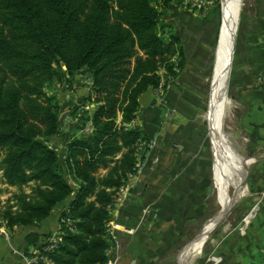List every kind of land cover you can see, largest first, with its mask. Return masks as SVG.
Masks as SVG:
<instances>
[{
  "label": "trees",
  "instance_id": "obj_1",
  "mask_svg": "<svg viewBox=\"0 0 264 264\" xmlns=\"http://www.w3.org/2000/svg\"><path fill=\"white\" fill-rule=\"evenodd\" d=\"M173 1L183 0H0V186L16 188L0 199V221L10 231L39 225L73 195L59 218L62 240L45 254L52 264L108 261L111 211L152 138L127 126L139 98L185 65L179 40L161 23ZM83 69L94 107L80 121L89 131L58 151L51 141L60 101L46 87L71 88ZM43 237L26 241L36 247Z\"/></svg>",
  "mask_w": 264,
  "mask_h": 264
},
{
  "label": "crops",
  "instance_id": "obj_2",
  "mask_svg": "<svg viewBox=\"0 0 264 264\" xmlns=\"http://www.w3.org/2000/svg\"><path fill=\"white\" fill-rule=\"evenodd\" d=\"M182 7V4L172 2L161 20L171 28L185 55L182 71L166 90L165 100L169 106L177 98L180 100L187 88L196 91L198 84L208 76L212 64L211 45L216 19L213 20L211 11L202 17ZM262 28L259 29L260 35H264ZM169 30L165 28L164 36ZM253 51L259 52L258 58L261 57L257 45ZM244 73L246 77L250 71L244 69ZM85 78L90 86L85 69L73 77L72 86L76 93L75 96H66L64 106L74 104L77 96H80L78 103L85 101L88 94H82L89 90V87L82 88ZM85 109L89 110V107L85 106ZM143 110L138 111L135 125L149 137L157 134V145L147 152L144 169L129 180L111 211L110 224L116 244L107 255L116 264H163L174 249L186 245L188 239L197 234L198 224L205 219L211 206L207 189L209 163L200 155L202 147L188 153L182 148V141L178 144L172 142L176 135L175 127L165 126L162 112L157 116L160 120L154 121L157 109ZM51 144H56V138ZM254 187L255 183L252 189ZM72 196L59 204L39 225L8 230V240L0 232V264H25L24 257L33 249L27 244V235L46 236L57 232L60 214L66 210ZM251 196L255 197L254 205L242 207L232 220L233 226L228 223L226 230L232 228L225 230L220 245L213 251V258L209 257L204 264H264V189H255ZM188 251L180 252L179 264H184L180 258Z\"/></svg>",
  "mask_w": 264,
  "mask_h": 264
},
{
  "label": "rangeland",
  "instance_id": "obj_3",
  "mask_svg": "<svg viewBox=\"0 0 264 264\" xmlns=\"http://www.w3.org/2000/svg\"><path fill=\"white\" fill-rule=\"evenodd\" d=\"M221 1L222 0H183L179 3L183 5V9L191 11L198 16L200 15L203 17L211 11L213 20L216 19L211 45V69L208 71V76L204 82L198 84L196 91L187 88V90H185L186 94L182 95L183 97H181L180 100L177 98V100H175L170 106L165 100L166 88L168 87V84L177 80L178 76L170 79L168 84H163L164 82H161L163 85H166L165 90L162 87L159 95L152 93L151 104L146 107L152 110L157 109L155 110V119L152 118L154 121L157 120V116L162 112L165 119V126H168L169 128L174 125V129L176 130H174V132H176V135L172 142L178 144L182 141L181 146L188 151V153L191 151H197L200 146L202 147L200 155L208 160L209 175L207 178V189H209L210 193L209 200H211V206L206 213L205 219L198 224V227L200 228L198 229V232L201 230L202 226L208 220L212 219L222 208V203L218 196L219 185L217 173L214 168L213 147L209 138L207 125L208 100L210 99L209 95L211 94V72L213 65L215 64V47L217 45L222 21ZM262 15H264V0H240L239 21L227 88L228 108L226 107L223 120L224 134L228 136V140L231 145H233V149L239 155L241 154L240 157L246 162H250L249 164L247 163L246 169L247 187H244L243 189V191L245 190L244 195H246L247 192L249 195L243 198L230 211L229 215L225 217L222 223L219 224L209 236L201 250L200 257L196 264H204L209 257L213 258V251L220 245L225 236L224 232L228 223L233 226L232 220L236 218V215L241 211V208L254 205L253 202L255 197L251 195L254 194L255 189H264V35L259 34V29L264 26V18H262ZM161 23L164 24L162 21ZM261 31L263 32L264 28H262ZM255 45H257L261 53L260 58H258V55H260L258 54L259 52L254 53L253 51ZM255 52H257V49ZM254 63H257V66ZM244 69L250 71V74H247L246 77ZM82 82L83 89L89 87L86 78L83 79ZM88 92H84L82 96H86ZM46 93L48 95L56 96L60 101V133L56 137V144L51 145L57 148L58 151H62V146L67 143L70 137H81L85 134V129H82V122L80 121L83 116L81 111L85 109V106H88L89 110L87 111L91 112L94 105L88 101L78 103L77 101L80 99V96H77L74 98V104H67L64 106V102L67 101L66 96H72L76 93L73 86L68 88L65 84L54 82L46 87ZM146 108L140 107L139 110L144 111L143 109ZM159 120L160 119L157 121ZM178 127L179 129L177 130ZM141 152L142 148L139 155ZM253 183H255V187L252 189ZM0 189L3 191L0 195L2 201L6 200L7 197H9V194L16 190V188L8 187L5 184L1 185ZM24 189L29 191L28 186L24 187ZM226 195L227 197H230L231 191L227 190ZM231 228L232 227L229 229ZM228 230H226V232ZM111 233V224L109 222L108 235L110 237L111 245L107 253L111 248H114V244H116V239H114L115 237L113 236V233ZM51 235L52 234L50 233L44 237L46 239ZM190 238L188 239V242L193 239L190 240ZM42 241H44V239L39 240L38 244ZM186 245H180L174 249L172 254L167 256L163 264H179L177 260L178 255ZM180 260L184 264H189L191 261L190 250L185 253V255H182Z\"/></svg>",
  "mask_w": 264,
  "mask_h": 264
},
{
  "label": "bare ground",
  "instance_id": "obj_4",
  "mask_svg": "<svg viewBox=\"0 0 264 264\" xmlns=\"http://www.w3.org/2000/svg\"><path fill=\"white\" fill-rule=\"evenodd\" d=\"M221 2L222 21L218 35V46L216 47L215 75L212 82L210 99L208 100L207 125L209 138L213 147L214 168L219 185L218 196L222 203V208L217 217L208 220L204 225L199 240L184 249V251L190 250L191 252L189 264H196L201 250L209 238H207L206 233L220 216L228 210L232 198L235 195L240 198L245 193V190L243 191L245 187L243 173L247 162L240 157L241 154L239 155L233 149V145H231L228 136L223 131V120L228 105L227 88L229 76L227 77V69L229 67V57L239 16L240 0H222ZM227 190L231 191L230 197L226 195Z\"/></svg>",
  "mask_w": 264,
  "mask_h": 264
},
{
  "label": "built area",
  "instance_id": "obj_5",
  "mask_svg": "<svg viewBox=\"0 0 264 264\" xmlns=\"http://www.w3.org/2000/svg\"><path fill=\"white\" fill-rule=\"evenodd\" d=\"M162 87H163V84L160 83L159 86L153 91V94L159 95L161 93ZM134 126H136L135 125V120H133V122L131 124H129L127 127L133 128ZM88 131H89V126L87 125L85 127V133L88 132ZM156 145H157V134H155L150 139V142L148 143L149 150L153 149L154 147H156ZM141 146H143V143L139 144V148ZM144 167H145V158L144 159H139V161H138V163L136 165V168H135L134 175L131 176L130 179L135 177V176L137 177L138 175H140V173L142 172ZM125 188H121L119 190V193H118V196H117V200L119 199V197H121V195L123 194V190ZM0 223H1L0 224V226H1L0 227V232H1V234H3L2 236L5 237V239L8 240V234L6 232L8 230L5 228V225H4L3 222L0 221ZM69 229L72 230L71 228H69ZM62 236H63V234L60 232V230H58L57 232H55L51 236H49L46 239H44V241H42L36 247H33L32 251L29 252L28 255L24 257L25 264H39V263L52 264V263H50L47 260V258L45 257V254L51 253L52 251H54V250H56L58 248V244L61 242ZM106 264H116V261L114 259H108Z\"/></svg>",
  "mask_w": 264,
  "mask_h": 264
},
{
  "label": "water",
  "instance_id": "obj_6",
  "mask_svg": "<svg viewBox=\"0 0 264 264\" xmlns=\"http://www.w3.org/2000/svg\"><path fill=\"white\" fill-rule=\"evenodd\" d=\"M238 21H239V16H238ZM238 21H237V24H236V29H235V35H234V39H233V44H232V47H231V54H230V57H229V59H230V62H229V67H228V69H227V77L229 76V72H230V69H231V66H230V63H231V61H232V58H233V52H234V43H235V38H236V33H237V26H238ZM218 46V41H217V45H216V47ZM215 47V48H216ZM212 76H211V86H210V88H212V82H213V78H214V75H215V64L213 65V68H212ZM229 78V77H228ZM152 93H153V90H152V88H149L147 91H146V93H144L140 98H139V100H138V103H139V105H140V107H143V108H146V107H148L149 105H150V102H151V97H152ZM211 95V94H210ZM210 95H209V98H210ZM248 164L250 163L249 161L247 162ZM247 164H246V168H245V170H244V173H243V182H244V185H245V187H247L246 186V177H247ZM247 190V189H246ZM249 194H248V192L246 193V195H244V196H242V197H236V195H235V197H233L232 198V200H231V203H230V206H229V208H228V210L224 213V214H222L221 216H220V218L215 222V224L211 227V229L206 233V235H207V238L213 233V231L216 229V227L217 226H219V224H221L222 223V221L225 219V217H227V215H229V213H230V211L243 199V198H245L246 196H248ZM217 215H219V212L216 214V216H214V217H217ZM211 220V219H210ZM206 224V223H205ZM204 224V225H205ZM204 225L202 226V228H201V230L198 232V234L190 241V242H188V244L186 245V247L185 248H187V247H190L192 244H194L195 242H197V240H199V237H200V234H201V231L203 230V228H204ZM184 248V249H185ZM183 249V250H184Z\"/></svg>",
  "mask_w": 264,
  "mask_h": 264
}]
</instances>
